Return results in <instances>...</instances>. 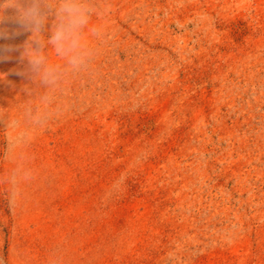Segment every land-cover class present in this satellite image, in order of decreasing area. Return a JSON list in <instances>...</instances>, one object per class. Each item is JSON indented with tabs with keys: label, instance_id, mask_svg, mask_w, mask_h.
Returning a JSON list of instances; mask_svg holds the SVG:
<instances>
[{
	"label": "rangeland",
	"instance_id": "374dc122",
	"mask_svg": "<svg viewBox=\"0 0 264 264\" xmlns=\"http://www.w3.org/2000/svg\"><path fill=\"white\" fill-rule=\"evenodd\" d=\"M102 2L14 205L0 161V264H264V0ZM25 64L0 61V114L36 102Z\"/></svg>",
	"mask_w": 264,
	"mask_h": 264
},
{
	"label": "clouds",
	"instance_id": "9594fccd",
	"mask_svg": "<svg viewBox=\"0 0 264 264\" xmlns=\"http://www.w3.org/2000/svg\"><path fill=\"white\" fill-rule=\"evenodd\" d=\"M13 10L9 15L8 10ZM108 7L102 0H0V40L27 32V38L18 45L0 43V61L19 52L26 61L24 74L32 82L23 91L34 97L17 115L0 114V161L10 167L3 182L10 205L22 196V185L35 179L31 156L27 151L35 135L48 122L60 114L56 104L57 93L70 76L88 72L99 54V47L92 41L102 42L103 25L95 23L105 15ZM18 27L9 32L6 21ZM59 58L51 59L52 53ZM140 157L136 158L139 162ZM121 174L113 180L107 194H118L125 183ZM52 264H56L53 260Z\"/></svg>",
	"mask_w": 264,
	"mask_h": 264
}]
</instances>
